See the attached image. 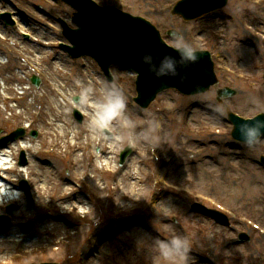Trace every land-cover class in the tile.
Here are the masks:
<instances>
[{
	"label": "rangeland",
	"instance_id": "rangeland-1",
	"mask_svg": "<svg viewBox=\"0 0 264 264\" xmlns=\"http://www.w3.org/2000/svg\"><path fill=\"white\" fill-rule=\"evenodd\" d=\"M95 1L101 6L115 7L117 4V7L127 10L132 15L144 17L150 20L161 33L175 28L179 36V39L176 38L172 42L175 47L196 49L200 41L193 42L190 36L188 39L187 31L192 33L194 38L195 35H201L202 40L208 37L210 30L218 31L221 37H218V46H214L213 51L216 55L219 87L228 86L236 92V96L228 101L227 106L244 117L264 110L262 79L264 35L260 33L262 42L256 40L252 33L245 32L237 22V16H254L251 22L261 25L264 31V0L260 9L253 10L252 13L244 10V14L241 13L237 1L234 3L229 1L227 6L216 15L189 23H184L166 12L169 5L176 0ZM1 11L12 14L14 26L8 27L0 20V93L4 88L7 90L6 94L18 95L17 92L24 86L25 82L22 81L19 71H27V69L19 62L18 57L20 52L25 53L40 66L46 82H51L66 95L76 93L72 84L75 78L72 73H76L80 81L84 78L81 82L86 88L84 92H78L79 95L88 98L97 107L114 105L111 102L113 96L120 98L122 107L115 112V120L120 124L127 119L129 126L133 129L138 121L149 123L151 131L162 129L163 137L171 143L173 151L170 152V157L174 159H172L173 165L167 168L160 166L161 162L156 164L151 159L150 146L145 139L138 140L140 134L135 130L131 137L119 131L111 143L105 141L103 146H100L99 139L103 143L105 138L103 136L101 138L100 132L97 131V113L91 114L89 119H83L81 124H78L67 110H65L67 117L64 110L63 116L59 102L45 85L38 89L31 88L33 93H28L10 117L8 115L11 110L8 106L1 108L0 105V126L5 124L6 118H11L14 124L27 122L31 113L39 110L40 119L34 122V126L41 127L47 135L50 125L53 137V133L59 136L58 127L61 128L64 122L67 130L74 131L76 143L79 142L81 146L74 159L78 163L76 167L71 166V161L61 163L55 157L42 156L39 157V162H32L27 167L35 182V189H32L31 193L37 196L38 202L48 203L51 209L46 212L54 210L56 212L36 215L21 197L20 202L15 204L19 208L10 217L13 226L0 241L8 242V247L16 245L14 242L20 240L24 242L17 248L0 254V259L6 260L10 252L18 250L24 253L22 260L12 264L42 262L78 264L76 261L78 252H82L83 259L93 264H112L111 261L115 259L117 260L115 264H260L264 262V234L253 230L247 224L250 219L264 230V170L255 163L259 153L264 154V140L258 148L251 149L240 147L229 140L225 132V124L217 115L223 112V108L214 100V89L189 99H182L172 92H167L158 99L157 105H152L144 113L137 114L129 102L128 95H133L134 90L127 76L121 75L119 71L114 73L115 87L123 89L122 95L118 92L114 94L113 89L105 86L94 66H88L85 70L78 67L83 63L90 64L89 61L70 62L57 48L56 42L60 37L56 19H69L71 15L69 9L49 0H0ZM24 34H28L30 38L25 40ZM234 53L238 55H236L237 58H234ZM254 64H257V67L253 69ZM229 71L248 73L255 81L250 83L245 82L246 79L241 81L232 74L230 77ZM68 74H71L73 78L69 79ZM19 82L22 83L18 84ZM253 89H256L257 93L252 94L248 91ZM88 93H92L91 96ZM39 95H42L44 99L42 102ZM84 103L87 102L84 100ZM175 103H179L178 115L182 123L188 122L193 130V134L189 137L183 126L180 129L169 123ZM84 112L86 118L87 112ZM68 114L71 116H69L70 119ZM109 122L115 123L114 118H111ZM62 129L65 131L63 127ZM178 132L183 139L176 138ZM64 138L62 135L61 142H64ZM27 139L28 137L24 141ZM85 139H90L93 142L92 145H88ZM123 140H129L130 144L140 150L142 157L140 159L133 157L119 167L118 142ZM43 141L44 139L41 140ZM53 141L60 142L56 138ZM182 148L189 150L195 156L184 155ZM8 152L11 156L15 155V150ZM156 153L160 160L166 158L160 151ZM92 154L97 155L98 167H108L110 172L98 175L99 173L92 169V162L88 159ZM114 171H117L115 175ZM16 173L6 174L5 178L14 179ZM20 175L23 176L24 173L20 172ZM81 178L87 179L97 191H101L104 187L109 188V185H118L122 188V193L137 200L136 205L121 201L122 207L128 208L127 213H129V215L124 214V225L113 222L98 208L102 206L104 209L109 206L108 190L105 193L103 190L99 198H93L91 191L86 187L80 191L75 190V183H79ZM154 178H162L179 190L161 185L152 187ZM137 180L142 183L137 184ZM61 193L65 194L61 201L57 197H54L52 201L49 200V195ZM213 200L226 209L236 210L240 214L232 220L233 227H220L206 217L191 211L192 202L201 201L205 204L204 207H208V202ZM76 206H83V208L75 213L73 208ZM116 210L120 212L121 208L112 209L110 214L118 215ZM159 210L161 213L155 215V211L160 212ZM70 211H72L71 214H68ZM87 211L88 217L82 219ZM2 214H4L3 208L0 210V215ZM173 218L176 220H172ZM26 220H32L35 228L28 235H22L17 224ZM237 231L246 232L250 242L234 243ZM49 232L56 233V238ZM66 236L69 237L64 239ZM87 236L96 242L98 248L108 252L109 257L106 258V255L102 257L99 252L89 250ZM175 238L186 241L184 248L182 251L171 249L169 254L165 255L161 242H171ZM192 238L202 248H208L207 253L203 254L205 258L199 257L198 252V257L191 255L192 252L193 255L195 254L193 246L188 244L189 239ZM58 239L62 240L63 244L53 245ZM10 241L13 242L10 243ZM89 253L92 254L89 255ZM81 256L82 254H79L80 259Z\"/></svg>",
	"mask_w": 264,
	"mask_h": 264
},
{
	"label": "water",
	"instance_id": "water-1",
	"mask_svg": "<svg viewBox=\"0 0 264 264\" xmlns=\"http://www.w3.org/2000/svg\"><path fill=\"white\" fill-rule=\"evenodd\" d=\"M65 2L69 3L70 5H73L75 8H78L80 11V15L77 18V24L80 27V32L76 33L78 35H83L85 34V18H94L95 21L98 23V25L101 27L104 25V27H113L114 28V32L110 33L108 32V30L106 29H99L98 32H102L103 36L105 38L108 39H112L116 42H121L124 45L127 46V51H126V55L128 57H134L135 53L134 50L137 48L138 44L141 41H148L150 42V44H152V46L150 48H148V50L152 51L153 53L157 50V45H153L154 39L151 36L150 33H148L147 31L128 24L126 21L124 20H119L117 18L114 17H103V16H95L93 15V13L91 12H86L84 9H82L79 5V3L76 0H64ZM78 54H81L85 51H90L92 52L91 49H86V48H78ZM157 53V51H156ZM99 57L102 58V61L104 63H107L108 61L112 60V59H107L104 55H102L101 53L97 54ZM138 72L141 73L142 77H144V70L143 68L138 67ZM164 83V82H162ZM161 87H159L158 85L154 86L153 88H151V90L148 93L149 97H153L154 94L159 91ZM202 88H204V86H202Z\"/></svg>",
	"mask_w": 264,
	"mask_h": 264
},
{
	"label": "clouds",
	"instance_id": "clouds-1",
	"mask_svg": "<svg viewBox=\"0 0 264 264\" xmlns=\"http://www.w3.org/2000/svg\"><path fill=\"white\" fill-rule=\"evenodd\" d=\"M179 39V38H177ZM186 55L190 58V59H195V56L193 54V51L190 48H186ZM122 107V105H109L106 107L101 108L98 112H97V116H96V123L99 126H104V124L109 121L111 118H113L116 110ZM260 126H264V124H261ZM259 135L258 129L257 128H252L249 129L247 132V137L248 143H251L252 140L257 137ZM182 246H184V241H182L179 238H175L173 239L171 242H161V248L164 250V254L168 255L169 251L171 249H179Z\"/></svg>",
	"mask_w": 264,
	"mask_h": 264
},
{
	"label": "bare ground",
	"instance_id": "bare-ground-1",
	"mask_svg": "<svg viewBox=\"0 0 264 264\" xmlns=\"http://www.w3.org/2000/svg\"><path fill=\"white\" fill-rule=\"evenodd\" d=\"M256 93H257V90H256ZM1 153L3 152V151H0ZM4 157H6V155L5 154H1V157H0V168H4L3 166L5 165V162H4V160L6 161V158H4ZM43 191H45V189L43 190ZM134 193H135V190H134ZM16 192L14 191V190H12V188L9 186V185H7V184H5L4 182H2V181H0V198H2L3 197V199L6 201V200H9V201H12V200H14V197L16 196ZM24 241H18V243L17 242H14V243H16V245H11L10 247H8L7 245H8V242H6V243H4L3 241H0V253L1 252H8V250L10 249V250H12V249H14L15 247H17V244L19 245L20 243L22 244ZM10 243H11V241H10ZM3 245V246H2ZM5 245L7 246V247H5ZM13 253V251L12 252H10L8 255H10V254H12ZM22 258V257H21ZM20 258V259H21ZM0 262H2L1 261V259H0ZM1 264V263H0Z\"/></svg>",
	"mask_w": 264,
	"mask_h": 264
}]
</instances>
